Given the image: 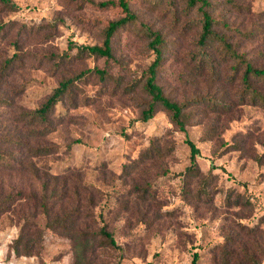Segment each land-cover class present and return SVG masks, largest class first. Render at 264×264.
I'll use <instances>...</instances> for the list:
<instances>
[{"label":"rangeland","instance_id":"374dc122","mask_svg":"<svg viewBox=\"0 0 264 264\" xmlns=\"http://www.w3.org/2000/svg\"><path fill=\"white\" fill-rule=\"evenodd\" d=\"M8 1L15 8L0 1V201L9 203L0 213V264H76L71 240L41 216L29 218L43 236L39 254L12 248L33 214L25 198L42 191L37 174L74 169L102 191L86 229L105 227L117 244L78 249L83 264H191L195 253L197 264H215L237 224L264 230V107L241 99L243 69L234 62L200 66L198 6L126 0L137 22L118 30L108 59L78 58L74 45H101L108 24L124 16L120 0ZM207 1L238 54L264 67V0ZM146 28L165 42L158 84L190 104L185 131L159 109L141 121V87L155 58ZM93 70L107 80H77L49 122L33 120L62 80ZM202 97L230 106L195 105ZM187 140L200 149L194 173Z\"/></svg>","mask_w":264,"mask_h":264},{"label":"trees","instance_id":"16d2710c","mask_svg":"<svg viewBox=\"0 0 264 264\" xmlns=\"http://www.w3.org/2000/svg\"><path fill=\"white\" fill-rule=\"evenodd\" d=\"M0 1L15 8L8 0ZM188 4L190 7L198 6L201 15L200 33L196 42L198 53L195 57L198 59L200 66H209L214 70L215 65L219 62L222 64L234 62L236 72L243 69L240 84L244 88V93L241 99L249 98L254 105L259 104L264 107V93L259 90V86H264V67L258 66L251 59H246L243 54H238L229 37L217 29L221 23L211 14L209 1L188 0ZM119 5L124 16L108 24L101 45H74L78 58L82 56L113 58L112 40L115 34L127 24L137 22V16L132 12L128 1L120 0ZM146 29L151 40L148 46L155 54V58L148 68L147 76L141 87L147 96L145 108L141 111V121H150L159 109L166 112L172 122L180 127L182 131H185L188 122L185 110L190 104L180 105L174 102L164 94L162 87L158 84V70L164 56L165 42L160 33L152 32L149 28ZM68 60H71V57ZM93 73L101 79L107 80L106 73L99 70L80 73L75 77L62 80L46 102L32 113L33 120L39 119L42 122H49L56 105L69 96L75 82ZM195 102V105H211L216 110L228 109L230 106L223 100H215L212 97H202L195 100ZM187 141L191 150L192 162L188 170L190 173H194L198 169L197 156L200 154V149L193 142ZM155 149L158 154L161 152L160 148L155 147ZM0 160H2V157H0ZM37 179L41 183L42 191L41 193H30L25 198L29 206L31 204L33 214L29 216L26 214L22 218L24 223L12 246L16 255L34 256L39 254L37 249H41L40 242L43 236L38 232V226L29 219H35L38 216L45 220L48 229L60 232L71 240L73 248L77 249L78 253L76 264H83L85 256L83 257L80 253H82V249H90L93 243H97L99 248H117L113 235L105 227L96 232H90L86 229L88 228L86 221L94 217L93 210L95 209L93 208L96 207L102 191L88 184L84 180L80 169L68 170L63 175L47 173L41 176L37 174ZM141 188L144 189V187ZM9 200L11 202L13 199ZM238 202L240 204L241 201ZM7 204L9 203L5 202V199L2 202L0 201V213L6 210L4 208ZM236 226L237 230L228 233L224 237L222 245L217 248L218 253L215 255V264H263L264 230L242 224ZM198 260L199 256L195 253L191 264H197Z\"/></svg>","mask_w":264,"mask_h":264}]
</instances>
